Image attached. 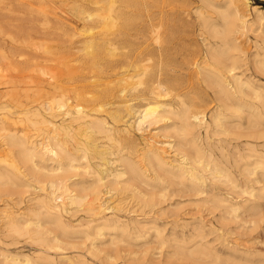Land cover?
<instances>
[{
	"label": "bare ground",
	"instance_id": "6f19581e",
	"mask_svg": "<svg viewBox=\"0 0 264 264\" xmlns=\"http://www.w3.org/2000/svg\"><path fill=\"white\" fill-rule=\"evenodd\" d=\"M100 1L108 6L100 4ZM116 1L94 2L96 13L88 14L86 17L90 25L79 29L80 34L87 33L82 48L85 52L88 53L94 44L95 37L90 26L101 24L104 28H109L115 23L117 16L126 13L122 9L114 13L113 5ZM201 1L205 6L217 7L212 0ZM26 2L27 8L31 9L33 6L31 0ZM163 2L164 0L158 5L159 12L149 18L150 26L141 31V48H136L133 54H125L124 60L115 58L120 54L115 52L116 41L104 33L100 36L104 45L103 50L109 53V63L114 62L109 65L111 74L116 76V83L115 79L111 80L109 83L113 81L112 86H108V89L100 93L112 105L108 110H103L100 103L96 107L88 108L86 95L89 94V90L84 89V86L78 90L71 88L65 90L62 87V80L69 81L76 76L73 68L66 66L67 61H70L67 59L62 60V63H65L63 67H52L48 68L49 70L42 68L39 71L42 75L39 82L49 94L48 100L28 106L24 113L25 119L13 117L11 113L0 116V161L4 162H0V189L11 190L17 195L13 202L16 206L24 203L26 198L24 209L1 211L3 214L1 213L0 223L3 227H0L6 228L10 235L27 234L32 243L45 251L60 252L66 249L67 245L65 240H61L60 235L66 237L77 234L78 237L83 236L91 242L87 251L95 256L101 250L97 249L98 242L94 241L96 239H101L100 245H114L117 242L126 244L123 237L128 233L129 227L119 218H108L104 215L107 209H117L121 205L118 199L114 206L108 204L111 197L113 198V193L129 191L139 202L156 203L167 193L166 185L171 184L182 188H176L175 192L202 195L200 199L206 201L205 204L209 205L211 202L214 208H218L223 229L232 223L234 230L243 231L247 226L252 231L264 222V209L256 202L259 196L257 191H264V93L248 77L245 79L242 77L241 70L245 67L247 69L248 65L246 63L245 67L241 65L245 58L242 57L243 49L242 51L239 49L235 35L245 33L244 29L251 24L246 19L247 14L242 10V6L247 7L248 3L246 0H226L225 7H220L221 4L215 10L221 24H211L206 21L207 17L201 21L203 29L201 34L205 35L202 41L203 39L206 41L203 45L205 50H202L200 57L192 63L193 68H189L173 67L176 63L185 62L181 59L183 50L174 41L175 26L173 28L175 31L169 25L166 26L173 19V9L164 11ZM42 3L39 2L38 10L46 17L48 13ZM220 8L225 9L218 10ZM210 18L211 21L214 20ZM257 19L261 20V17ZM260 32L259 30L255 34L257 38L264 37L259 34ZM72 37H75V34ZM39 46L44 53L53 50L50 46ZM258 55L256 53L253 62L257 72L264 73V62L257 58ZM3 58L7 57L0 53V59ZM96 58V53L89 57V66H95ZM85 76L86 73L79 74L75 79L81 80ZM190 77L209 89L217 101L218 111L212 116L213 126L218 128V131H212L213 135H220V138L217 137L218 140H215L217 145L213 147V149L217 147L216 151L212 149V142L207 141L206 145L200 142L203 138H199V128L205 123L204 115L192 111L183 98V86L180 82ZM115 84L118 86H114ZM9 91V88H2L0 97L6 98ZM117 94L121 106L114 105ZM131 95L133 97L128 98ZM133 100H140L141 105L134 108ZM102 111L106 115L99 114ZM24 120L34 127H46V136L38 138L39 134L35 136L31 128L16 130L11 127ZM160 122V131L168 133V138L173 139L175 153L171 155L172 150L166 148L165 145H169L170 149L174 146L169 144V141L160 142L154 139H146L140 148L132 151L130 133L135 129L142 131L144 124L152 126ZM101 138L106 139L107 144L99 142ZM112 155L113 158L109 159L108 157ZM99 156H104L102 162H93V165L91 160ZM80 161L85 163L83 171L78 169L79 166L82 167L77 164ZM109 162L115 163L116 166L107 169L106 172L98 167L106 163L109 165ZM48 163H51V166ZM73 177L80 179L70 181ZM213 179L217 181L215 184L218 193L209 194L212 197L207 199L210 197L206 189L210 184L207 183H213ZM153 180H157L159 182L156 181L157 185L161 184V188L153 186ZM186 183L189 186H186ZM107 193L112 195L106 197L109 198L106 201L103 196ZM158 204L160 203L153 204L152 207ZM73 206L83 207L85 213L90 216L85 229L80 230L79 227L80 231L77 229L72 231L75 226L65 221L63 217ZM109 230L118 232L119 236L108 234L109 238L106 239L105 231ZM51 233L53 235L49 236ZM83 242L68 244L73 246V249L80 245L78 249H82ZM197 243L198 241L194 240L192 244L187 242L178 244L171 255L172 258L187 261L197 255H203L204 258L213 256L206 244L200 243L192 247ZM36 255L40 259H45L48 264H54L52 261L54 257L48 253L40 252ZM0 256L2 262L19 264L16 263L19 259L16 255L9 256L0 252ZM79 256L75 258L79 264H86L85 258L79 259ZM64 258L68 259L66 256ZM196 258L195 260H198ZM25 260L29 261L27 256ZM252 260L242 262L225 256L221 258L220 264H253ZM257 261V264H264V254H261Z\"/></svg>",
	"mask_w": 264,
	"mask_h": 264
},
{
	"label": "rangeland",
	"instance_id": "374dc122",
	"mask_svg": "<svg viewBox=\"0 0 264 264\" xmlns=\"http://www.w3.org/2000/svg\"><path fill=\"white\" fill-rule=\"evenodd\" d=\"M95 1L97 0H31L33 6L29 9L27 8L28 2H26V0H0V53L7 57L0 59V90L4 87L10 89V93L6 98L0 97V116L11 113L13 117L25 119L24 113L28 106L43 103L48 100L49 94L46 93V89L39 82L40 77H42L39 71L42 68L63 67L65 63H62V60L67 61V59H70V61H67L68 63L66 66L68 68H73L76 76L74 78L72 77L69 81L62 80V87H64L65 90L69 88H71V90H78L83 88V86L84 89H88L89 94L86 95V104L88 103V108L92 106L96 107L99 103L103 106V110H108L112 107V105L107 102L106 98L100 95V93L108 89V86H112L111 84L113 81L111 83L109 82L116 78V76L111 74L112 72L109 68V65L114 62L109 63V53L103 50L104 45L100 40V36L104 33L108 38L116 41L115 52L120 54H117L115 58L124 60L125 54H133L136 48H141V31L145 27L150 26L151 19L149 18L153 14L159 12L160 7L158 8V5L161 4L162 0H117L113 5L114 13L120 9L124 10L126 13L117 16L115 23L110 25L109 28H104L101 24L90 26L95 38L92 48H90L87 53L82 50L84 47V38L87 36V33L80 34L79 29L90 25V21L86 20V17L88 14L94 15L96 13L94 10L96 6L94 4ZM212 1L216 3L213 4L217 5V7L221 4L222 6L220 7L226 6V0ZM246 1L248 6H242V10L247 14L246 19L248 22L250 21L251 24L249 23L250 25L247 26V29H244L243 32L245 33L241 35L235 34L237 36L236 41L237 43L239 42V49H241V51L243 49L244 51H242V57L245 59L242 61L241 65H248L247 69H245V66V68L241 66L244 69L240 68V70L242 69V77L244 79L248 77L252 83L264 93V73H260V71L257 72L258 70L253 62L256 53L259 54L257 58L264 62V57H262L264 56V37L259 36L260 38H257L255 35L259 30L261 31L259 34L264 35V32H262L264 29H261V27H264V0ZM39 2H43L42 5L45 10H47L48 14L46 17L38 10ZM163 3L164 11L173 9V19L171 22L167 23L166 26L168 27L169 25L173 31L176 30V33L174 32V41L179 48L183 50V52L181 51V53H183L181 59L185 62V64H181L182 62L176 63L173 67L183 66L193 68L192 63L195 59L197 60L200 57L202 50H205L203 45L206 41L204 39V42L202 41L205 35L201 34L203 31L201 21L206 20L207 17L208 20L206 21L209 23L221 24V19L217 11H215L217 7L214 5L213 6L216 8L211 7V5L205 6L202 4L203 2L201 0H164ZM100 4H104L106 7L108 6V4L102 1H100ZM224 9L225 8H220L218 10ZM202 16L204 19L201 20ZM210 17L214 18V20L212 19L211 21ZM259 17H261V20L257 19ZM258 22L259 24L262 23V26H259L260 28H258ZM74 34L75 37H72ZM209 40L212 41V39ZM58 44H60L59 47H57ZM39 45L50 46L53 50H51L50 53H44ZM73 52H75L74 55L72 54ZM93 53L97 55V62L94 67L89 66L88 63V59ZM133 59L134 57L132 60ZM90 64L92 65V63ZM83 73H86L85 77H82L81 80L75 79L79 74ZM118 79L119 78H117V81ZM180 83L183 86V98L187 104L190 105V109L204 115L205 123L199 128V138H203L200 139V142L204 145L207 144L205 143L207 141L212 142L213 149V147L217 145L215 140L220 138L219 134L213 135L212 132L213 130L214 132L218 131V128L213 126L214 122L212 120V116L218 111L216 99L209 89L205 88L204 85L198 84L195 78H185L182 79ZM114 86L118 85L115 84ZM132 97L131 95L128 98ZM115 99L116 103L114 105L121 106V104H119L120 98L118 94ZM132 103L134 104V108H138V106L141 105L140 100H133ZM99 114L106 115L104 111ZM125 119L126 118H123V120ZM30 126L31 125L26 120L11 125V127L16 128V130H18V128H31L30 130L35 136L39 134L38 138L46 136V127L35 126L37 127V129H35L34 126ZM159 126H161V122L160 124L158 123L152 126L144 124L142 126L143 128H141L143 129L142 131H136V129L134 132L132 131L129 135L133 143L132 151L140 148V145H142L146 139H154L160 142L169 141V144L174 145L173 148L170 149L169 145L165 146L169 151L172 150L171 155L174 154L175 151L173 150H176V147L173 139L171 137L168 138V133L160 131L159 128L161 127ZM40 133L44 136H41ZM212 139H214L215 142ZM99 142L107 144V140L104 138L99 139ZM216 149L217 147L213 150L216 151ZM103 157L104 156H99L92 159V164L94 165L96 162L101 163ZM108 158H113V155ZM0 162L4 163L3 161ZM109 163V165L106 163V165L98 167L104 169L106 172L107 169L110 170L113 166H116L115 163ZM77 164L82 165V167L79 166L78 169L79 171H83L82 168L85 165L84 161H80ZM48 165L51 166V163H48ZM149 174L151 175V171ZM78 179H80V177H73L70 181H77ZM214 180L215 179L212 181L213 183H207V185L210 184L206 187L208 195H215L218 193V187H216L217 184H215L217 181ZM156 181L157 180L152 181L153 186L161 188V184L157 185L158 181ZM166 186V197L164 196L163 199H160V201L156 203H143L141 201L140 203L129 191L120 194L113 193V195L107 193L109 196L106 194L103 196L106 201L109 199L106 197H110V195L113 196V198L111 197L108 201L111 207L118 202L117 199L120 200L119 203L121 205L118 206L119 208L107 209L104 215L108 218H119V220L129 227V231L126 234L127 236L125 235L123 237L126 244L125 242H117L114 245L109 244L110 246L104 244L100 245L101 239H96L94 241L95 243L98 242L96 243L98 245L97 249H101V252L98 250L99 252H97L95 256H92L94 254L88 253L87 251L91 244L88 239L83 236L78 237L77 234V237L74 235L66 237L60 235L61 240L63 239L65 240L64 242L67 243V245H65L66 249L60 252L52 250L45 251L40 248L39 245L32 243L30 240L31 238L29 239V235L26 234L28 237L24 234L23 236L10 235V232L8 233L6 228L3 229V224L0 223V226H2L0 227V252L9 256H18L19 259L16 263L19 262V264H48L45 259L37 257L36 254L40 252L48 253L50 256L54 257V260H52L54 264H79V261L76 260L78 255H80L79 259L85 258L86 264H195V261H197L196 264H220L221 258H225V256L242 262H249L254 259V261L252 260L253 264L258 263V258L261 257V254H264V222H262L261 225L259 224V226L252 231H250L247 226H245L243 231L234 230L232 223L228 224L227 227L223 229L219 219L218 208H214L211 202H209V205L211 204L210 206L208 203L205 204L206 201L200 199L202 195L196 196L188 192H182V194H180L175 191L182 188L172 184ZM186 186H189V184L186 183ZM214 187L215 189H213ZM101 189L103 191L105 190V188ZM5 190L6 189H3V192L0 189V216L6 209L14 211L24 209L26 198L24 199V203L16 206L13 202L16 200L15 198L17 195L11 190ZM257 194L259 196L256 202L259 203L260 208L264 209V191H257ZM168 195L169 197H167ZM209 196L210 197L207 196V199L212 197V195ZM165 198H167V200ZM157 203L161 205L158 204L152 207L153 204L155 205ZM144 204L145 206H143ZM7 206H9V208H5ZM83 209V207L73 206L69 208L67 214L64 213L63 217L65 221H69L75 226L72 231L76 229L79 230V227L80 230L85 229L86 222L90 219V216H88ZM109 231H105L107 236L104 235V237L106 236V239L109 238L108 234L119 236L118 232H116V234L113 230ZM198 233L200 236H197ZM52 235L53 233L49 234V236ZM81 239L82 241H80ZM83 240L85 242H83ZM194 240L198 241V243L194 244L192 247L200 243L206 244L210 248L213 256L204 258L203 255H197L196 257L198 260H195L196 257H192L195 261L188 259V262L186 260L181 259L182 261H180L176 258H172L171 255L178 244L182 242L192 244ZM71 242L73 244H81V242H83L84 244L81 246L82 249H78L80 245L73 249V246H70L72 245ZM26 256L29 261L25 260ZM64 256L68 257V259L64 258ZM2 261L3 259H1L0 256V264H9V262L5 263Z\"/></svg>",
	"mask_w": 264,
	"mask_h": 264
}]
</instances>
